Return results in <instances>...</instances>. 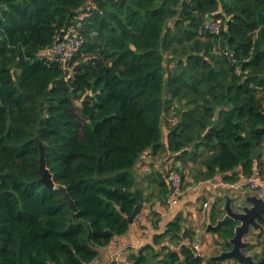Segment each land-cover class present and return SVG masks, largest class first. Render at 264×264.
Wrapping results in <instances>:
<instances>
[{
	"label": "trees",
	"instance_id": "trees-1",
	"mask_svg": "<svg viewBox=\"0 0 264 264\" xmlns=\"http://www.w3.org/2000/svg\"><path fill=\"white\" fill-rule=\"evenodd\" d=\"M71 28L82 42L69 60L38 58ZM39 143L54 188L39 181ZM263 148L264 0H0V264L96 260L129 230L138 182L144 206L165 204V173L132 172L148 149L196 184L264 170ZM224 202L210 204L211 223ZM258 223L254 259L264 210ZM235 226L215 232L217 254ZM180 230L171 220L153 241Z\"/></svg>",
	"mask_w": 264,
	"mask_h": 264
},
{
	"label": "crops",
	"instance_id": "crops-1",
	"mask_svg": "<svg viewBox=\"0 0 264 264\" xmlns=\"http://www.w3.org/2000/svg\"><path fill=\"white\" fill-rule=\"evenodd\" d=\"M160 152L161 151L153 154V151L148 149L140 160H138L136 167L132 170L134 175H143L147 171L142 172L141 168L145 170L146 167L149 172L152 170L157 172V169H154L153 167L160 166L162 164L161 161H163L166 156L169 157L171 155L168 153L164 156H157ZM177 163L179 162L177 161ZM237 170L240 171L239 168ZM216 178L217 180H223L225 183L224 186L218 187L217 196H224L225 199L226 196H228L230 198L231 206L234 199L237 197L245 199V196L253 193L247 188H244L243 183L247 178L242 175H239L238 180L235 182H227L221 175H218ZM194 185L195 184H189L185 180L186 192L184 197L179 204L171 209L166 208V201L165 204H160L156 201L154 204L155 212L149 208V204H147V208L143 206L141 213L134 219L132 224H130L129 230L125 234L116 237L108 246L101 248L98 258L90 264H106L109 260L110 254L113 252L119 254L122 264H169V259L165 256L167 251L175 252L177 255V260L172 264H186L184 255L181 253L180 241L170 242L169 236H165L159 243L153 241V237L162 233L166 229L168 222L171 220L173 221L176 218L181 222V230L179 234L181 235L187 230L189 231V236L199 240L205 248L207 245L208 248H206V251L208 258L210 259L213 255L208 254V250H210V248L217 249L214 245L215 232L210 230L206 231L207 224L210 223L208 217L209 207L206 210H203L202 208L205 194L208 192V185L202 184L197 190L193 188ZM156 219L157 221L154 225ZM251 244L252 243L250 242V245ZM261 246H257L255 249L259 252L263 248L262 244ZM247 247L243 249L246 253H253L256 251L254 248L250 249ZM139 253L144 257L136 262L135 257L138 256ZM221 262L231 264L233 263V259H226Z\"/></svg>",
	"mask_w": 264,
	"mask_h": 264
},
{
	"label": "built area",
	"instance_id": "built-area-1",
	"mask_svg": "<svg viewBox=\"0 0 264 264\" xmlns=\"http://www.w3.org/2000/svg\"><path fill=\"white\" fill-rule=\"evenodd\" d=\"M205 28L211 34H218L220 24L216 20L208 19L205 22ZM81 42V35L75 29H68L57 39L56 42L53 43L51 47L40 51L38 58L66 62L78 51ZM168 120L172 122L171 117H169ZM161 162L162 164L160 166H154L153 168L166 174L167 181L170 185V190L167 193L166 208L171 209L183 199L186 192L185 181L181 173L175 168H172V156H166ZM145 170L148 171V168L146 167ZM202 184L208 185V192L205 194V200L202 203L203 210H206L217 197L218 187L224 186L225 183L221 179L217 180V178L212 180H200L193 186V188L197 190ZM243 186L257 196L264 198V170L255 168L252 175L244 181ZM180 243L182 246L188 247L194 251L195 255L200 258L199 264H211L207 259L208 255L206 248L199 240L194 239L189 235L181 234ZM106 264H122L119 254L117 252L111 253Z\"/></svg>",
	"mask_w": 264,
	"mask_h": 264
},
{
	"label": "water",
	"instance_id": "water-1",
	"mask_svg": "<svg viewBox=\"0 0 264 264\" xmlns=\"http://www.w3.org/2000/svg\"><path fill=\"white\" fill-rule=\"evenodd\" d=\"M79 106H81L79 104ZM218 111H216V114ZM81 115L87 119L81 111ZM39 174L41 181L45 186L49 188H54L55 183L52 180L51 173L49 172L46 161H45V148L42 143H39ZM136 203L131 214L128 216V221L130 224L134 219L141 213L144 206V197L141 190L140 182L136 184L132 190ZM68 202L71 205V200L68 198ZM245 204H240L238 210H235L230 203V198L226 196L224 203V215L222 218L217 220L215 223H208L206 231L216 232L220 227L226 224L230 220L236 222L233 236L229 239L231 248L219 252L216 255L210 257L212 261H224L226 259H233L238 264H264V255L260 259H254L252 254L245 253L244 248L250 245V242L244 241L245 234H248L251 229H258L259 223L258 219L262 217V212L264 210V198L257 196L252 193L245 196Z\"/></svg>",
	"mask_w": 264,
	"mask_h": 264
},
{
	"label": "rangeland",
	"instance_id": "rangeland-1",
	"mask_svg": "<svg viewBox=\"0 0 264 264\" xmlns=\"http://www.w3.org/2000/svg\"><path fill=\"white\" fill-rule=\"evenodd\" d=\"M160 151H161L160 154H158L157 156H161V155L164 156V155H166V153L163 150H160ZM170 157H171V155H170ZM190 164L191 163H189L188 165H190ZM141 171L142 172H145L146 170H144V169L141 168ZM192 171L189 173L190 176L193 175V172ZM240 204H242V205L245 204L244 203V198L237 197L236 199H234V202L232 204V207L235 210H238ZM145 208H147V205H145ZM257 233H258V229H256V230L255 229H251L248 234H245L244 241L251 242L254 246H261V244H260L261 238L259 239V237H257ZM206 248H208L207 245H206ZM216 253H217V250H215L214 248H212V249L210 248V250H208V254L215 255Z\"/></svg>",
	"mask_w": 264,
	"mask_h": 264
}]
</instances>
